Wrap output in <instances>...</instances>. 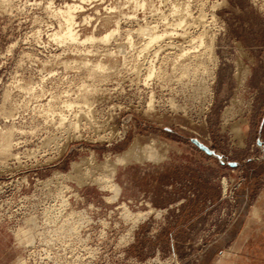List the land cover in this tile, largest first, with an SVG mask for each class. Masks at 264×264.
<instances>
[{
	"label": "rangeland",
	"instance_id": "374dc122",
	"mask_svg": "<svg viewBox=\"0 0 264 264\" xmlns=\"http://www.w3.org/2000/svg\"><path fill=\"white\" fill-rule=\"evenodd\" d=\"M131 1L0 0V264H264V0Z\"/></svg>",
	"mask_w": 264,
	"mask_h": 264
},
{
	"label": "bare ground",
	"instance_id": "6f19581e",
	"mask_svg": "<svg viewBox=\"0 0 264 264\" xmlns=\"http://www.w3.org/2000/svg\"><path fill=\"white\" fill-rule=\"evenodd\" d=\"M125 1V0H124ZM128 1H131V0H128ZM132 2V1H131ZM144 2V1H143ZM143 2L141 1H137L135 0V4H134V8H135V5L139 6V5H143ZM122 3V2H121ZM134 3V2H133ZM145 3V2H144ZM67 6L61 10H59L62 18H63V28H61L60 32L59 33H56V34H53V35H57L58 34V40L59 41H62V42H79V43H85V42H100V43H106L108 42L117 32L118 30V21L117 20H114V21H117L115 22V27H113L111 30H108L107 32H104L102 35H95L93 33H90L88 35H85L84 38L80 39L79 37V33L76 31L75 29V20H74V11H75V5H69V4H66ZM133 5V4H132ZM141 7V6H140ZM138 7L135 8V10L137 9ZM132 9V8H131ZM140 9H143V8H140ZM135 13V12H134ZM133 15V14H132ZM213 18V16H212ZM86 19V18H85ZM130 32V31H129ZM130 34V33H129ZM128 34V35H129ZM163 34H158V33H155L151 30L150 32V35H149V41H156L157 39H159ZM201 39V38H200ZM154 43V42H153ZM109 53H114V51H110ZM86 60H82V64H86ZM92 66L89 67V65H86L88 66V71H87V75L88 77L90 76H94V77H97V78H101L103 79V77L108 74V70H110V66L102 63L101 60H98L96 61L94 64H90ZM85 66V65H84ZM85 70V69H84ZM152 71V70H150ZM148 76H150V74H148ZM91 78V77H90ZM98 80V79H96ZM95 80V81H96ZM101 80V79H100ZM93 81V79H92ZM94 82V81H93ZM23 85V84H22ZM81 86H86V84H83ZM89 87L90 84L88 85ZM87 87V86H86ZM95 87V86H94ZM96 88V87H95ZM85 90H87V88H84ZM97 89V88H96ZM94 89V90H96ZM83 90V89H82ZM89 92V88L87 90ZM85 91V92H87ZM93 91V90H92ZM84 92V93H85ZM90 92H91V89H90ZM95 92V91H94ZM83 96V95H82ZM152 96V95H151ZM151 96H150V99H151ZM149 105L151 104L150 102L148 103ZM148 105V106H149ZM143 152H147V153H150L152 152L151 150H143ZM112 176V175H111ZM111 181V180H110ZM116 186V185H115ZM118 187V186H117ZM119 189V188H118ZM126 207V206H125ZM131 213V212H130ZM29 228V227H28ZM72 228V227H71ZM24 232V231H23ZM22 232V233H23ZM18 233H21V231L19 230ZM21 233V234H22ZM29 234L31 235L32 233H30L29 231ZM23 235V234H22ZM26 237V236H25ZM29 237V236H28ZM27 237V238H28ZM19 238V237H18ZM23 238V237H21ZM33 239V238H32ZM26 243V241H25ZM21 260V259H20ZM21 263H22V260H21Z\"/></svg>",
	"mask_w": 264,
	"mask_h": 264
}]
</instances>
